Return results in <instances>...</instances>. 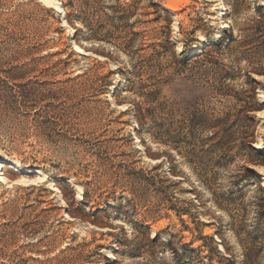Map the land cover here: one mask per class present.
<instances>
[{"label":"rangeland","instance_id":"374dc122","mask_svg":"<svg viewBox=\"0 0 264 264\" xmlns=\"http://www.w3.org/2000/svg\"><path fill=\"white\" fill-rule=\"evenodd\" d=\"M0 162V264H264V0H0Z\"/></svg>","mask_w":264,"mask_h":264},{"label":"bare ground","instance_id":"6f19581e","mask_svg":"<svg viewBox=\"0 0 264 264\" xmlns=\"http://www.w3.org/2000/svg\"><path fill=\"white\" fill-rule=\"evenodd\" d=\"M41 1H45V0H41ZM55 9H57L56 6H54ZM178 8H179V5L178 3H173V4H170L169 5V9L173 12H177L178 11ZM222 26H226V24L224 23ZM74 50L79 52V53H84L83 49L79 46V45H75L74 46ZM256 78L257 79H260L261 77L259 75H256ZM0 166L3 167V164L0 162ZM2 178H0L1 180H4V177L3 175L1 176ZM79 197V195H78Z\"/></svg>","mask_w":264,"mask_h":264},{"label":"trees","instance_id":"16d2710c","mask_svg":"<svg viewBox=\"0 0 264 264\" xmlns=\"http://www.w3.org/2000/svg\"><path fill=\"white\" fill-rule=\"evenodd\" d=\"M219 37H221V38H226V36L224 37V35L223 34H220L219 35ZM225 40V39H224ZM216 46H219V45H221V42L220 41H217L216 42V44H215ZM209 124L207 123V122H204V127L207 129V128H210V126H208ZM176 142H180V140H175ZM93 223H95V224H99L98 222H93Z\"/></svg>","mask_w":264,"mask_h":264}]
</instances>
